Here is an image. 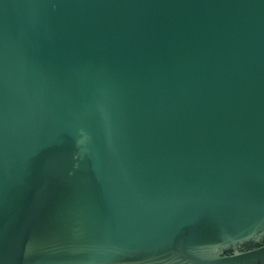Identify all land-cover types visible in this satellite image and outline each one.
I'll use <instances>...</instances> for the list:
<instances>
[{
	"label": "water",
	"instance_id": "water-1",
	"mask_svg": "<svg viewBox=\"0 0 264 264\" xmlns=\"http://www.w3.org/2000/svg\"><path fill=\"white\" fill-rule=\"evenodd\" d=\"M0 264H264V0H0Z\"/></svg>",
	"mask_w": 264,
	"mask_h": 264
}]
</instances>
